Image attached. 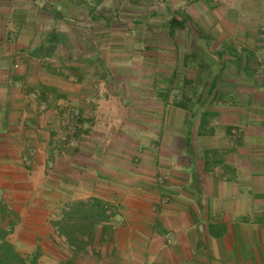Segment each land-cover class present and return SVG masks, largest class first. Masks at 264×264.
<instances>
[{"label":"crops","instance_id":"obj_1","mask_svg":"<svg viewBox=\"0 0 264 264\" xmlns=\"http://www.w3.org/2000/svg\"><path fill=\"white\" fill-rule=\"evenodd\" d=\"M173 1L210 26L215 13L218 39L240 41L228 65L243 50L252 55L264 37V0ZM9 12L0 11V32L13 21ZM57 81L47 70V88ZM76 87L78 116L88 113L93 123L83 131L79 123L62 145L54 144L56 109L69 94L52 99L47 92L35 102L47 110L21 109L17 123L8 118L0 127L7 149L0 222L21 256L47 264H264V123L253 106L228 87L212 99V80L188 107L142 90L116 101L83 93V82ZM89 99L95 106L86 112ZM87 198L101 200L105 216L94 226L100 237L93 248L76 253L53 222L68 201Z\"/></svg>","mask_w":264,"mask_h":264},{"label":"rangeland","instance_id":"obj_2","mask_svg":"<svg viewBox=\"0 0 264 264\" xmlns=\"http://www.w3.org/2000/svg\"><path fill=\"white\" fill-rule=\"evenodd\" d=\"M0 1L1 14L10 9L13 17L0 32V127L6 104H16L23 111L33 107L43 110L44 106L35 104L40 93L47 96L49 92L52 99L69 94L71 98L60 99L56 109L60 113L55 119L54 144L60 146L65 133L75 137L79 123L82 131L93 123L88 113L84 120L78 116L80 98H75L81 92L76 84L83 82V93L94 97L118 101V97L135 96L142 90L148 96L164 95L166 100L188 107L210 80L212 99H220L219 92L225 90L220 87L233 88L231 92L240 95L243 106H253L259 122L264 123V37L258 39L252 55L243 50L236 64L228 65L227 58L235 59L231 53H240V41L218 39L220 24L215 13L210 26L203 15L189 16L187 9L176 6L173 0ZM202 1L210 7L215 4L212 0H192L196 5ZM175 13L186 18L185 27L170 30L167 22ZM49 16L53 19H47ZM215 35L217 38H212ZM222 60L225 63L220 70ZM47 70L58 80L57 89L47 88ZM82 106L90 112L95 101L89 99ZM113 119L117 127L120 119ZM85 232L83 227L78 234L85 238ZM99 237L93 228L86 248L92 249ZM34 256L25 258L47 264Z\"/></svg>","mask_w":264,"mask_h":264},{"label":"trees","instance_id":"obj_3","mask_svg":"<svg viewBox=\"0 0 264 264\" xmlns=\"http://www.w3.org/2000/svg\"><path fill=\"white\" fill-rule=\"evenodd\" d=\"M178 13H175L167 22L170 30L179 27H185L186 18H178ZM46 96L44 93H40L37 97V101L42 102ZM7 106L2 112V125H4L8 118L10 121H15L16 123L20 119L21 109L18 106ZM46 110V109H43ZM5 131V126L3 128ZM0 130L1 133L4 131ZM77 130V128H76ZM0 133V142L5 143L6 135ZM5 146V144H4ZM4 146L0 147V155H4L7 151H4ZM105 205L98 198H87L86 200H76L70 202L61 210L57 215V219L53 222L56 227V233L62 236L67 244V246L76 253L83 252L86 247H88L92 241L93 228L95 224L100 223L105 216ZM263 223L264 216L262 215ZM85 229V238H82L78 232ZM9 228L4 226L0 222V264H35V258L27 259L21 256L13 247V245L7 240L6 236ZM35 257V256H34ZM58 264H75L70 259L62 261Z\"/></svg>","mask_w":264,"mask_h":264}]
</instances>
